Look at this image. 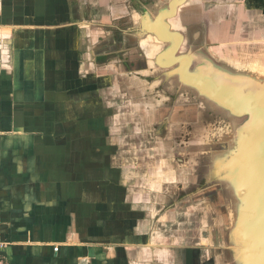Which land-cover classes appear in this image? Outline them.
Returning a JSON list of instances; mask_svg holds the SVG:
<instances>
[{"label":"crops","instance_id":"obj_1","mask_svg":"<svg viewBox=\"0 0 264 264\" xmlns=\"http://www.w3.org/2000/svg\"><path fill=\"white\" fill-rule=\"evenodd\" d=\"M130 2L0 0L2 264L209 262L194 234L175 239L166 205L143 203L142 162L117 155L88 47Z\"/></svg>","mask_w":264,"mask_h":264},{"label":"water","instance_id":"obj_2","mask_svg":"<svg viewBox=\"0 0 264 264\" xmlns=\"http://www.w3.org/2000/svg\"><path fill=\"white\" fill-rule=\"evenodd\" d=\"M130 1L126 24L88 47L118 158L142 162L143 203L166 205L175 239L194 234L208 264H264V47L234 46L264 44V21L243 27L259 36L229 37L259 1Z\"/></svg>","mask_w":264,"mask_h":264},{"label":"rangeland","instance_id":"obj_3","mask_svg":"<svg viewBox=\"0 0 264 264\" xmlns=\"http://www.w3.org/2000/svg\"><path fill=\"white\" fill-rule=\"evenodd\" d=\"M264 1V0H263ZM236 4L237 5H240L241 4V0H236ZM263 9H257L255 12H251V14H252V16L250 17L249 16V14L250 13H248L247 15H246V19L245 18H243L242 17V14H241V12L238 14V15H236L235 16V18H234V21H233V26H232V34H230L229 35V37L230 38H232V39H234V36L235 37H237V39H239V40H242V39H244L245 38V40H246V38L247 37H250V35H258L257 33L258 32H255V31H253L254 29H246V31H244L243 30V27L246 25V24H248V23H250V21H251V19H252V21H253V24L255 23V21H256V23L257 22H262V21H264V7L263 6H261ZM242 13L244 14V13H247V11L243 8V10H242ZM241 14V15H240ZM249 16V17H248ZM248 17V18H247ZM239 28H241V31L239 32ZM251 31V32H250ZM250 32V33H249ZM232 35H234V36H232ZM259 36V35H258ZM237 39H235V40H237ZM252 39V38H251ZM250 39V40H251ZM249 41V40H248ZM234 46H236V53H238V54H241V52L243 51V52H245V53H249V54H252V53H256L257 51H258V48L257 47H260V48H263L264 47V44H261V43H257V41H255V43H252V42H249V43H241L240 45L238 44H236V45H234ZM219 51V50H218ZM235 55H237V54H235ZM123 107V106H122Z\"/></svg>","mask_w":264,"mask_h":264},{"label":"built area","instance_id":"obj_4","mask_svg":"<svg viewBox=\"0 0 264 264\" xmlns=\"http://www.w3.org/2000/svg\"><path fill=\"white\" fill-rule=\"evenodd\" d=\"M6 247V242L0 238V253L1 250H3ZM58 250V248H56ZM0 264H2V261L0 260Z\"/></svg>","mask_w":264,"mask_h":264},{"label":"bare ground","instance_id":"obj_5","mask_svg":"<svg viewBox=\"0 0 264 264\" xmlns=\"http://www.w3.org/2000/svg\"><path fill=\"white\" fill-rule=\"evenodd\" d=\"M235 56H237V55H235Z\"/></svg>","mask_w":264,"mask_h":264}]
</instances>
